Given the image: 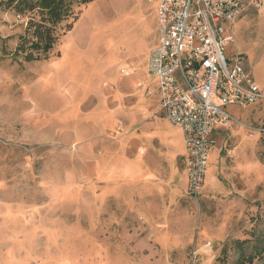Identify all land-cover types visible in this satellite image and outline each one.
<instances>
[{"label":"rangeland","instance_id":"374dc122","mask_svg":"<svg viewBox=\"0 0 264 264\" xmlns=\"http://www.w3.org/2000/svg\"><path fill=\"white\" fill-rule=\"evenodd\" d=\"M160 2L95 0L30 64L0 10V264H264V100L231 109L191 198L182 130L148 94ZM233 38L264 94V5Z\"/></svg>","mask_w":264,"mask_h":264},{"label":"built area","instance_id":"2783aa9c","mask_svg":"<svg viewBox=\"0 0 264 264\" xmlns=\"http://www.w3.org/2000/svg\"><path fill=\"white\" fill-rule=\"evenodd\" d=\"M263 5L264 0H161L157 10V43L148 63L155 87L147 91L182 130L186 189L194 200L205 186L216 133L236 121L231 109L264 100L252 75L225 56L234 25L247 9Z\"/></svg>","mask_w":264,"mask_h":264},{"label":"trees","instance_id":"16d2710c","mask_svg":"<svg viewBox=\"0 0 264 264\" xmlns=\"http://www.w3.org/2000/svg\"><path fill=\"white\" fill-rule=\"evenodd\" d=\"M94 1L1 0L0 10L13 12L25 21L15 56L29 64L48 60L61 36L72 29L80 9Z\"/></svg>","mask_w":264,"mask_h":264},{"label":"crops","instance_id":"0c3cea01","mask_svg":"<svg viewBox=\"0 0 264 264\" xmlns=\"http://www.w3.org/2000/svg\"><path fill=\"white\" fill-rule=\"evenodd\" d=\"M176 156H181V154L177 151H174V157L176 159ZM185 157V155L183 156ZM165 181V180H164ZM151 203H148V205H146L144 207V213H142L141 211H139V215L145 220V221H148L150 222L151 220V217H150V214H149V211L152 209L151 206H150Z\"/></svg>","mask_w":264,"mask_h":264}]
</instances>
